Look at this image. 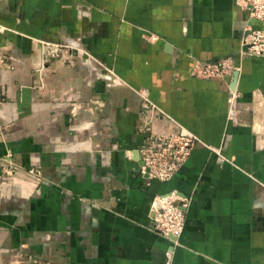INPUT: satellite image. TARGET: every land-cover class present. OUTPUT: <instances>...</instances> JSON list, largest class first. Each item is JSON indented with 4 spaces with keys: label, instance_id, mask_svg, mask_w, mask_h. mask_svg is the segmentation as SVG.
I'll list each match as a JSON object with an SVG mask.
<instances>
[{
    "label": "crops",
    "instance_id": "crops-1",
    "mask_svg": "<svg viewBox=\"0 0 264 264\" xmlns=\"http://www.w3.org/2000/svg\"><path fill=\"white\" fill-rule=\"evenodd\" d=\"M251 23L236 0H0V264H166L151 209L172 190L191 199L172 264H264V56L241 55ZM42 40L71 46L74 63L45 59ZM227 56L236 87L192 74ZM145 121L199 139L169 182L141 176Z\"/></svg>",
    "mask_w": 264,
    "mask_h": 264
},
{
    "label": "built area",
    "instance_id": "built-area-1",
    "mask_svg": "<svg viewBox=\"0 0 264 264\" xmlns=\"http://www.w3.org/2000/svg\"><path fill=\"white\" fill-rule=\"evenodd\" d=\"M237 6L250 13L251 25L243 39L242 56H264V0H236ZM257 21L260 28L253 27V22ZM43 55L45 59L63 58L67 63L73 64L75 59L72 48L66 44L50 41H41ZM45 61L39 68L42 74ZM240 70V65L233 57L227 56L214 62L197 61L192 74L198 78L233 76ZM148 92L143 94L144 107L146 109L158 110L157 106L151 102ZM232 98L237 95L236 90L231 91ZM142 131L145 132V140L140 147L141 167L140 173L146 184L157 180L162 183L171 181L181 167L192 156L193 149L199 143V139L181 126L175 132H156L151 124L145 121ZM3 166L4 173L14 175L18 168L11 163L10 158L5 159ZM32 174H41L40 170L32 168ZM191 199L177 190H172L165 194L156 196L152 206V229L172 242L167 252L166 264H172L175 247L180 244V238L186 227L187 210ZM20 264V263H16ZM62 264V263H50Z\"/></svg>",
    "mask_w": 264,
    "mask_h": 264
},
{
    "label": "water",
    "instance_id": "water-1",
    "mask_svg": "<svg viewBox=\"0 0 264 264\" xmlns=\"http://www.w3.org/2000/svg\"><path fill=\"white\" fill-rule=\"evenodd\" d=\"M238 77H239V73L235 72V74H234V78L235 79H234L233 87H236V83H237Z\"/></svg>",
    "mask_w": 264,
    "mask_h": 264
},
{
    "label": "rangeland",
    "instance_id": "rangeland-1",
    "mask_svg": "<svg viewBox=\"0 0 264 264\" xmlns=\"http://www.w3.org/2000/svg\"><path fill=\"white\" fill-rule=\"evenodd\" d=\"M239 7V6H238ZM240 8V7H239ZM243 10V9H242ZM262 25V24H261ZM264 27V26H263ZM187 220V219H186Z\"/></svg>",
    "mask_w": 264,
    "mask_h": 264
}]
</instances>
